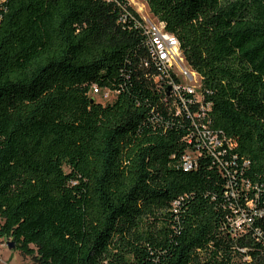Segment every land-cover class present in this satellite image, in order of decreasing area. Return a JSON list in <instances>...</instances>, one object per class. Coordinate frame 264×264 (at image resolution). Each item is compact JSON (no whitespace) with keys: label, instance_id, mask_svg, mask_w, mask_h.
<instances>
[{"label":"trees","instance_id":"obj_1","mask_svg":"<svg viewBox=\"0 0 264 264\" xmlns=\"http://www.w3.org/2000/svg\"><path fill=\"white\" fill-rule=\"evenodd\" d=\"M144 1L219 143L164 100L128 0H0V238L32 264H264V0Z\"/></svg>","mask_w":264,"mask_h":264},{"label":"built area","instance_id":"obj_2","mask_svg":"<svg viewBox=\"0 0 264 264\" xmlns=\"http://www.w3.org/2000/svg\"><path fill=\"white\" fill-rule=\"evenodd\" d=\"M143 28L150 57L158 69V74L153 79L157 81V84L164 82L165 85L164 100L176 106L175 112L181 111V107L191 116L196 136L207 139L212 146L218 144L217 137L209 131L208 125L203 121L206 112L210 109V103L203 102L200 76L187 64L177 37L166 30L164 23L156 18H145ZM99 93L104 96L113 93L115 96V92L108 88L92 85L90 94ZM192 104L196 106L193 110L190 108ZM189 152L194 155H189ZM199 155V148L188 149L183 156L184 169L194 168ZM250 222L249 215L241 213L234 220L235 229L240 231L243 224Z\"/></svg>","mask_w":264,"mask_h":264},{"label":"rangeland","instance_id":"obj_3","mask_svg":"<svg viewBox=\"0 0 264 264\" xmlns=\"http://www.w3.org/2000/svg\"><path fill=\"white\" fill-rule=\"evenodd\" d=\"M131 6L139 13V15L144 20L146 19H154L149 12V9L144 0H128ZM92 97L100 101L102 103L110 102L114 99V94L110 93L108 96H104L103 94L99 93L97 95H92ZM189 155H194L189 152ZM8 240H4L0 238V264H32L29 258H25L21 255V253L13 248H8L7 245ZM245 259V258H244ZM241 264H244L243 262Z\"/></svg>","mask_w":264,"mask_h":264},{"label":"water","instance_id":"obj_4","mask_svg":"<svg viewBox=\"0 0 264 264\" xmlns=\"http://www.w3.org/2000/svg\"><path fill=\"white\" fill-rule=\"evenodd\" d=\"M94 101V98L92 97L91 98V102H93ZM7 245H8V248H13V247H15V244H14V242L13 241H11V240H8L7 241Z\"/></svg>","mask_w":264,"mask_h":264}]
</instances>
